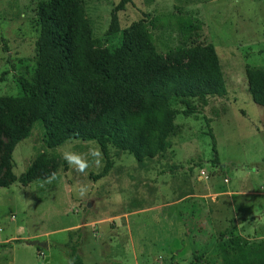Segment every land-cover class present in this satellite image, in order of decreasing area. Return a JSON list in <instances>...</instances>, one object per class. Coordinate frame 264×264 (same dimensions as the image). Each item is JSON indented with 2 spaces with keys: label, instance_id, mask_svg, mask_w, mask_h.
Segmentation results:
<instances>
[{
  "label": "rangeland",
  "instance_id": "obj_1",
  "mask_svg": "<svg viewBox=\"0 0 264 264\" xmlns=\"http://www.w3.org/2000/svg\"><path fill=\"white\" fill-rule=\"evenodd\" d=\"M47 1L0 0V96L18 97V79L32 80L37 9ZM118 2L81 0L100 47L118 43L119 35L104 36ZM116 17L120 30L141 21L169 63L185 62L184 49L211 46L225 93L189 99L186 113L173 102L175 133L167 148L141 162L109 149L110 164L100 178L104 157L102 167L76 172L58 147H44L37 123H26L28 135L9 160L0 133V243L14 244L0 245V264H69L71 247L83 264L264 261V107L251 101L244 76L246 68L264 70V0H129ZM179 18L200 23L192 40L179 34ZM105 105L95 94L80 121L93 122ZM88 147L84 141L73 150ZM38 157L42 167L30 182L19 183ZM53 172L56 178L48 182ZM78 184L89 185L84 197L73 190Z\"/></svg>",
  "mask_w": 264,
  "mask_h": 264
},
{
  "label": "trees",
  "instance_id": "obj_2",
  "mask_svg": "<svg viewBox=\"0 0 264 264\" xmlns=\"http://www.w3.org/2000/svg\"><path fill=\"white\" fill-rule=\"evenodd\" d=\"M127 3L129 0H119L104 32L108 39L119 35L113 48L100 47L92 39L81 0H49L38 6L32 80L18 79L20 96H0V133L6 137V160L19 139L28 135L26 123L34 122L41 127L42 142L48 149L57 148L70 137L96 140L105 159L97 175L100 178L110 164L109 149L141 162L167 148L175 133L173 102L184 105L186 113L189 99L224 95V81L211 46L184 49L185 62L169 63L167 56L156 51L141 21L119 29L116 13ZM176 24L185 41L196 37L201 26L180 18ZM244 76L251 101L264 107V70L246 68ZM95 94L106 99L103 111L93 122L80 121V111L89 108ZM207 135L211 162L217 164L213 136L210 131ZM42 161L38 157L18 178L19 183L30 182ZM0 186H4L1 181ZM67 260L83 264L76 247L69 249Z\"/></svg>",
  "mask_w": 264,
  "mask_h": 264
},
{
  "label": "clouds",
  "instance_id": "obj_3",
  "mask_svg": "<svg viewBox=\"0 0 264 264\" xmlns=\"http://www.w3.org/2000/svg\"><path fill=\"white\" fill-rule=\"evenodd\" d=\"M84 141H80L75 139L74 137H70L66 140L62 145L58 146V150L67 164L73 168L78 173H85L87 169L91 166H95L97 168L103 166V153L99 146V143L96 140H88L86 143L89 145L86 152H78L73 150V145L76 143H82ZM56 178V173H52L48 182ZM80 197H84L89 191L88 184H78L73 189ZM30 202V201H29Z\"/></svg>",
  "mask_w": 264,
  "mask_h": 264
},
{
  "label": "crops",
  "instance_id": "obj_4",
  "mask_svg": "<svg viewBox=\"0 0 264 264\" xmlns=\"http://www.w3.org/2000/svg\"><path fill=\"white\" fill-rule=\"evenodd\" d=\"M15 240H18V239H13L12 241H15ZM18 241H19V240H18ZM0 245H1V247H3L4 249H6V248H8V247L13 246L14 244H12L11 240L9 241V240L7 239V241L5 240V241L1 242ZM0 249H1V248H0Z\"/></svg>",
  "mask_w": 264,
  "mask_h": 264
},
{
  "label": "water",
  "instance_id": "obj_5",
  "mask_svg": "<svg viewBox=\"0 0 264 264\" xmlns=\"http://www.w3.org/2000/svg\"><path fill=\"white\" fill-rule=\"evenodd\" d=\"M37 246L46 247V243H35ZM33 245V243H31Z\"/></svg>",
  "mask_w": 264,
  "mask_h": 264
}]
</instances>
